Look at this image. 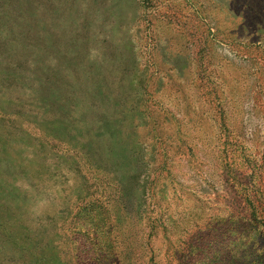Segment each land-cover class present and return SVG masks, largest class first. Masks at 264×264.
Segmentation results:
<instances>
[{"label": "rangeland", "instance_id": "1", "mask_svg": "<svg viewBox=\"0 0 264 264\" xmlns=\"http://www.w3.org/2000/svg\"><path fill=\"white\" fill-rule=\"evenodd\" d=\"M33 2L19 15L29 41L38 20L39 71L22 87L6 62L31 56L0 18V264H60L19 227L82 238L104 210L120 264H264V6L252 19L246 0ZM38 126L87 141L92 164ZM122 190L165 209L154 241Z\"/></svg>", "mask_w": 264, "mask_h": 264}, {"label": "trees", "instance_id": "2", "mask_svg": "<svg viewBox=\"0 0 264 264\" xmlns=\"http://www.w3.org/2000/svg\"><path fill=\"white\" fill-rule=\"evenodd\" d=\"M246 2H247V8H248V15L249 14L252 15L251 16L252 19L254 18L253 14L257 15L260 12V9H262L264 6V0H246ZM34 7H35V3L33 2V0H0V18L13 16L16 22L15 24L12 23L13 26L11 27V30L9 31L10 36L6 38V40H10L14 38L18 44V47H22L26 51L27 56H31L28 61L27 60L21 61L20 59H17L15 57L12 58L11 56H9L8 58H11L12 60H14L15 64L13 63V61L6 62L8 65L7 69L9 70L7 73V76L13 77L14 82L17 83L16 85H21L19 87L26 85L25 83L27 82V81L25 82V78L23 77L24 76L23 74H25L23 71L30 69L31 74H36V72L39 71L38 62L40 60L36 58L38 52L35 46L38 43V39H40L41 37L38 32L39 31L38 20L34 13L32 12L28 13L30 17L33 18L32 19L33 22H31L32 24H30V30H28L30 33V37L32 38V40L29 41L27 37H25V36H28L29 34L23 31V29H25L24 23L20 20V15H19V13L23 14V11H27L26 8H29L31 10V9H34ZM16 26H17V29L15 28ZM253 26H257V25L254 24ZM21 36L24 38H22ZM29 65H33V66H30L29 68ZM224 81H227V80L224 78ZM28 85L32 89L33 84H28ZM18 104L19 103H17V105ZM62 106L59 105V107H62ZM56 107H58L57 103L55 104V108ZM9 108H14V105L11 106V103L8 102L7 105L3 107V111L7 113ZM29 112H34V111L32 109H28L26 113L25 109L15 110V113L18 115V117L25 118L26 121L32 123L30 119L31 117L29 118L30 115H28ZM33 116H35L36 118V115H33ZM6 121L13 122V119H7ZM32 124H35L36 126L38 125L36 121H33ZM14 125L15 124L13 123V126ZM16 128L19 131L22 130L21 127L19 126H16ZM38 128H40L39 130L41 131V134L44 139H49L54 142L62 143L66 145L68 148L74 149V151L79 153L80 155L81 154L85 155L84 149H88V142L85 140H82L80 142V145H81L80 149L76 148V146L73 144L74 143L77 144V141L79 142L81 139L79 138L75 139V137L72 138L71 136L68 135V133L70 132L64 133L57 129H50V132H49L47 131L46 128H41L40 126H38ZM78 132L81 133V135H83V128L78 127ZM43 138L41 140L42 142L40 143L41 146L45 144V141ZM88 153H89V150L87 152V155H89ZM86 158L83 157V159H85L87 163L92 164V161H90V158L87 156ZM94 164L95 163H93V165ZM92 167L93 166H91V169ZM133 177L132 179L137 178V177H134V178ZM62 190L65 191L66 188L63 187ZM89 194L93 196L94 192H91V193L89 192L88 195ZM67 195L68 194H66V196ZM153 195L155 196L156 194L153 193ZM81 196L82 194L78 192L75 195V199L80 198ZM122 198L126 201L127 204L131 205L130 209L128 210V214H127L128 217L138 221L135 223L131 221L129 222V224L133 226L134 225L140 226V224L141 226L142 225L150 226V234L148 237L151 238V240L153 239L152 241H154V239H156V237L158 236L161 230L160 226H162L163 224L161 220L166 214L165 209H163L162 206L158 205L156 203L157 201L154 202L153 205L148 204L147 206L146 205L147 202L145 200H143L144 201L143 203H145L143 204L141 202V199L137 195H134V196L130 195V193L126 192L125 190L124 191L122 190ZM94 202H97L100 204V200L98 198ZM99 204L97 205L95 204L96 207ZM142 204L145 206L141 210ZM89 205H93V204L89 203ZM144 212H145V215H147V216H144L146 217L147 220L143 223L139 221L141 220V218L138 217V214L141 215V214H144ZM98 220L99 219L97 218L90 219V222L88 224L83 225V223H80L81 225H78L77 229H73L74 232L72 233L83 234L84 236L82 238L69 237V235L67 234V231L70 230V227H67L65 222H54L53 230L50 233L51 235L50 240L38 239L37 236L35 235L36 230L41 228V231H42L43 225L39 223H38L39 225L38 229L36 227H34L35 229L33 228L30 229L29 225H21V224L19 228L25 229V232L28 233V235L24 237V239H26L25 243L30 244V245L32 243L34 245L41 244L42 246H39V247L43 249L52 248L56 252L55 255H57V258L60 264H120L118 260L119 250H117L115 247L116 243H119V239L115 235L116 233L115 229L117 226H115L114 224V218H111V216L109 215V212L104 210L103 217L100 219V221ZM90 223H92L96 227L89 225ZM9 246H12V242H10ZM68 252H70L71 256L69 260H66V258H64V255H67ZM183 256H184L183 259H186L187 261V263L185 264H188L192 260L187 257L188 255H183ZM152 261L154 264H158V262L155 261L153 258L151 262Z\"/></svg>", "mask_w": 264, "mask_h": 264}]
</instances>
